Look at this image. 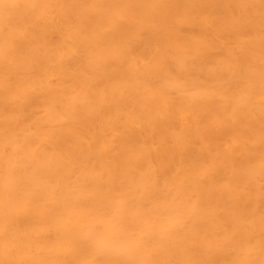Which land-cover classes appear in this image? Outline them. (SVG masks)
<instances>
[{
	"label": "bare ground",
	"instance_id": "1",
	"mask_svg": "<svg viewBox=\"0 0 264 264\" xmlns=\"http://www.w3.org/2000/svg\"><path fill=\"white\" fill-rule=\"evenodd\" d=\"M0 264H264V0H0Z\"/></svg>",
	"mask_w": 264,
	"mask_h": 264
}]
</instances>
